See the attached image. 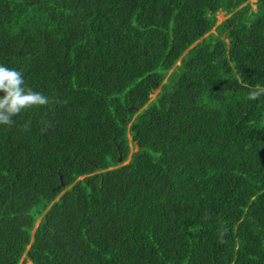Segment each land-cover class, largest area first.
Wrapping results in <instances>:
<instances>
[{
  "label": "trees",
  "instance_id": "1",
  "mask_svg": "<svg viewBox=\"0 0 264 264\" xmlns=\"http://www.w3.org/2000/svg\"><path fill=\"white\" fill-rule=\"evenodd\" d=\"M256 4L0 0L49 99L0 125V264H264Z\"/></svg>",
  "mask_w": 264,
  "mask_h": 264
},
{
  "label": "clouds",
  "instance_id": "2",
  "mask_svg": "<svg viewBox=\"0 0 264 264\" xmlns=\"http://www.w3.org/2000/svg\"><path fill=\"white\" fill-rule=\"evenodd\" d=\"M261 96H264V86L249 93L251 100H257ZM48 103L46 95L27 85L19 69L0 63V125H12L14 118L25 109Z\"/></svg>",
  "mask_w": 264,
  "mask_h": 264
},
{
  "label": "rangeland",
  "instance_id": "3",
  "mask_svg": "<svg viewBox=\"0 0 264 264\" xmlns=\"http://www.w3.org/2000/svg\"><path fill=\"white\" fill-rule=\"evenodd\" d=\"M248 1L251 3L253 9L256 10V9H257L256 0H248ZM229 15H230V14H228L226 11H223V10L218 11V13H217V19H218L217 25H218L219 23H221V22H222L225 18H227ZM211 31L214 32V31H215V27H214L213 30H211ZM158 91H159V90H156V92L152 94V98H155V96H156V94H157ZM131 144H133V143L131 142ZM136 149H137V146L132 147V145H131V151H132V152H133L134 150H136ZM127 161H128V159H127ZM127 161H126V162H127ZM38 223H39V221H38ZM28 264H31V262L28 261Z\"/></svg>",
  "mask_w": 264,
  "mask_h": 264
},
{
  "label": "water",
  "instance_id": "4",
  "mask_svg": "<svg viewBox=\"0 0 264 264\" xmlns=\"http://www.w3.org/2000/svg\"><path fill=\"white\" fill-rule=\"evenodd\" d=\"M119 161H121V158L119 159Z\"/></svg>",
  "mask_w": 264,
  "mask_h": 264
}]
</instances>
